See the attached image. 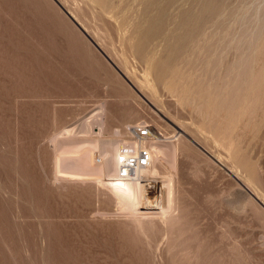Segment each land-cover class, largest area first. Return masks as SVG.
<instances>
[{
	"label": "rangeland",
	"instance_id": "374dc122",
	"mask_svg": "<svg viewBox=\"0 0 264 264\" xmlns=\"http://www.w3.org/2000/svg\"><path fill=\"white\" fill-rule=\"evenodd\" d=\"M142 123L150 208L58 168ZM0 264H264V0H0Z\"/></svg>",
	"mask_w": 264,
	"mask_h": 264
},
{
	"label": "bare ground",
	"instance_id": "6f19581e",
	"mask_svg": "<svg viewBox=\"0 0 264 264\" xmlns=\"http://www.w3.org/2000/svg\"><path fill=\"white\" fill-rule=\"evenodd\" d=\"M101 118L97 121L98 128L102 127ZM64 131L66 132L65 133L66 136L68 133H70L69 128L68 129L65 128ZM62 132L63 131H61V133ZM125 146L136 148L138 145L136 144V141L134 139H123L120 143L109 146L105 150V152L102 153L101 156H99L98 160L95 161L93 157L94 156L93 149L91 147H85L79 145L77 147L76 145L65 147L61 145V150L58 151L56 154L57 166L60 170L78 171L81 175L83 176L87 175V177L89 176L101 177L102 175H105L107 176L106 178L108 179V181H110L113 187L121 191L122 196L127 201L135 205H141L142 207L150 208L151 207L150 202H147L150 204H143V205L140 203L141 198L144 196L145 192L151 191V188L149 190V186L147 189V185H146L147 183L145 181L142 182V180H146V181L148 179L150 180V178H146V176L144 178V175H146V168L137 169L134 172L133 176L126 180L115 177L116 155L119 154L121 149ZM158 146L161 147L160 145ZM169 179L171 180L170 176Z\"/></svg>",
	"mask_w": 264,
	"mask_h": 264
},
{
	"label": "built area",
	"instance_id": "2783aa9c",
	"mask_svg": "<svg viewBox=\"0 0 264 264\" xmlns=\"http://www.w3.org/2000/svg\"><path fill=\"white\" fill-rule=\"evenodd\" d=\"M149 125L146 123L135 125L131 128L132 138L136 141L146 139L150 135ZM151 160L150 149L144 145L136 148L125 146L116 155L115 177L129 179L137 169L149 166Z\"/></svg>",
	"mask_w": 264,
	"mask_h": 264
},
{
	"label": "water",
	"instance_id": "95a60500",
	"mask_svg": "<svg viewBox=\"0 0 264 264\" xmlns=\"http://www.w3.org/2000/svg\"><path fill=\"white\" fill-rule=\"evenodd\" d=\"M67 12V11H66ZM68 13V12H67ZM70 15V14H69Z\"/></svg>",
	"mask_w": 264,
	"mask_h": 264
}]
</instances>
